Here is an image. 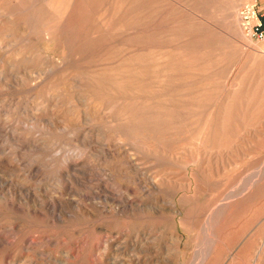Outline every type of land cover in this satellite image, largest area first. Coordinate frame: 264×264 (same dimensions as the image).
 <instances>
[{"label": "rangeland", "instance_id": "1", "mask_svg": "<svg viewBox=\"0 0 264 264\" xmlns=\"http://www.w3.org/2000/svg\"><path fill=\"white\" fill-rule=\"evenodd\" d=\"M256 2L0 0V264H264Z\"/></svg>", "mask_w": 264, "mask_h": 264}, {"label": "built area", "instance_id": "2", "mask_svg": "<svg viewBox=\"0 0 264 264\" xmlns=\"http://www.w3.org/2000/svg\"><path fill=\"white\" fill-rule=\"evenodd\" d=\"M239 18L242 30L247 37L264 41V17L259 13L257 4L245 5Z\"/></svg>", "mask_w": 264, "mask_h": 264}, {"label": "bare ground", "instance_id": "3", "mask_svg": "<svg viewBox=\"0 0 264 264\" xmlns=\"http://www.w3.org/2000/svg\"><path fill=\"white\" fill-rule=\"evenodd\" d=\"M58 1V0H57ZM60 1V0H59ZM54 2V1H53ZM56 3H58V2H56ZM61 3V2H60ZM59 3V4H60ZM53 5H55L54 3H53ZM59 6V5H58ZM149 9V8H148ZM145 13H146V11H147V8H145ZM63 12V11H62ZM65 13V12H64ZM62 17V16H61ZM145 19H147V17H145ZM239 21H240V19H239ZM241 24V23H240ZM242 28V27H241ZM232 36H235V35H232ZM232 38V37H231ZM236 38V37H235ZM232 41H233V39H232ZM240 41V40H239ZM237 42V41H236ZM238 43H240V42H238ZM242 46V45H241ZM263 50V49H262ZM255 51V50H254ZM262 52V51H261ZM254 53V52H253ZM256 53V52H255ZM256 55V54H255ZM258 55H260V54H258ZM261 56V55H260ZM264 56V55H263ZM259 57V56H258ZM259 59H260V57H259ZM243 194V193H242ZM235 199V198H234ZM210 217V216H209ZM205 261V260H204ZM204 263V262H203Z\"/></svg>", "mask_w": 264, "mask_h": 264}, {"label": "crops", "instance_id": "4", "mask_svg": "<svg viewBox=\"0 0 264 264\" xmlns=\"http://www.w3.org/2000/svg\"><path fill=\"white\" fill-rule=\"evenodd\" d=\"M256 4H258V3L256 2ZM263 16H264V14H263Z\"/></svg>", "mask_w": 264, "mask_h": 264}]
</instances>
